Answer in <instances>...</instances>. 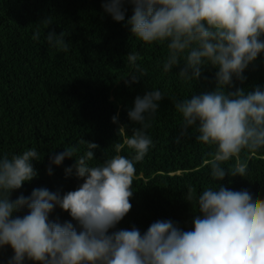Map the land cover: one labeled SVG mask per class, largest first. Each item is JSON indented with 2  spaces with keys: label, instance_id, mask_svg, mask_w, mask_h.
<instances>
[{
  "label": "clouds",
  "instance_id": "1",
  "mask_svg": "<svg viewBox=\"0 0 264 264\" xmlns=\"http://www.w3.org/2000/svg\"><path fill=\"white\" fill-rule=\"evenodd\" d=\"M126 3L133 6L127 20L133 37L145 44H167L164 72L179 66L182 58L178 75L184 81L198 80L206 65L218 68L215 91L176 102L182 135L195 128L196 139L214 147L211 159L205 160L214 182L228 174L246 177L248 165L241 152L264 148V91L226 94L225 88L233 77L243 82L244 71L264 52V0H105L103 8L114 21L124 22ZM39 36L37 31L34 39ZM46 40L59 51H69L64 33L49 32ZM126 59L133 69L127 77L138 83L147 75L138 63L139 52L132 51ZM163 96L154 89L135 99L128 116L142 127L128 136L120 126L123 142L113 145L117 155L103 163L90 164L99 146L85 140L79 142L87 144L83 155L76 157L68 147L52 157L56 166L75 158V165L65 169L69 176L75 169L83 180L75 191L61 195L37 188L30 197L20 195L13 201L12 192L38 175L32 162L39 161L40 154L32 148L0 159V248L13 249L9 264H24L26 258L35 264H264V199L253 198L247 190L210 186L197 198L189 187L187 200L195 201L202 213L191 231L169 220L152 223L143 235L135 227L109 234L132 209L134 161H142L153 146L145 130ZM125 146L135 153L131 159L119 154ZM233 159L231 168L222 167ZM56 207L68 212L80 230L71 222L50 220ZM25 208L27 214L14 215Z\"/></svg>",
  "mask_w": 264,
  "mask_h": 264
},
{
  "label": "trees",
  "instance_id": "2",
  "mask_svg": "<svg viewBox=\"0 0 264 264\" xmlns=\"http://www.w3.org/2000/svg\"><path fill=\"white\" fill-rule=\"evenodd\" d=\"M105 0H0V159L5 155L22 154L35 148L39 161H33L38 175L14 190L11 199L30 197L33 190L47 188L61 195L75 191L83 180L65 169L75 165V158L62 165L51 163L52 157L72 147L75 156L87 151L86 143H96L95 159L90 164L103 163L117 155L113 145L123 142L120 126L126 135L142 126L130 120L128 112L137 97L154 89L164 96L158 110L150 118L145 131L153 146L142 161L135 162L136 175L130 200L132 209L112 232L137 228L141 234L156 221H172L183 231L194 230L198 204L187 200L191 187L199 196L207 187L224 186L233 191L247 190L253 198L264 199V148L241 152L248 165L246 177L226 175L223 181H213L209 153L214 147L204 145L196 137L195 128L184 129L177 101L190 99L216 90L218 68L206 65L198 80L184 81L178 75L183 58L172 71L164 72L163 63L169 50L166 43L145 44L133 37L127 20L133 6L124 4L125 21L116 22L105 12ZM50 20L47 26L42 24ZM39 31V39H34ZM64 33L70 48L67 53L47 43L46 36ZM264 40V37L261 38ZM139 52L138 63L147 71L138 83H131L133 71L126 57ZM243 82L233 77L225 93L256 88L264 91V52L244 71ZM113 117L118 123H113ZM131 159L134 151L125 146L119 153ZM235 160L222 167L231 168ZM51 167L52 174L48 169ZM27 208L14 215L27 214ZM50 220L61 224L79 225L68 212L56 207ZM14 256L10 246L0 248V264H9ZM24 264H35L27 258Z\"/></svg>",
  "mask_w": 264,
  "mask_h": 264
}]
</instances>
